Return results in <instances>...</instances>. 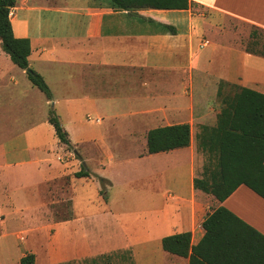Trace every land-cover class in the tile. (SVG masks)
Masks as SVG:
<instances>
[{
	"label": "crops",
	"instance_id": "0c3cea01",
	"mask_svg": "<svg viewBox=\"0 0 264 264\" xmlns=\"http://www.w3.org/2000/svg\"><path fill=\"white\" fill-rule=\"evenodd\" d=\"M12 11L14 35L30 40L29 68L52 100L0 41V264H20L28 253L35 264H190V256L165 251L163 239L190 233L197 246L203 221L219 206L264 236V198L252 189L241 185L221 203L194 188L214 163L198 136L216 126L218 85L264 95V56L235 46L225 27L239 21L264 32V0L129 11L107 0H16ZM49 106L78 158L60 160L66 145L49 123ZM182 124L191 127L189 147L147 153L150 130ZM120 145L141 147L130 186L121 178L123 160L108 150ZM93 150L102 155L96 172L88 166ZM82 165L90 178L75 177ZM36 176L43 185L59 183L61 197L20 204L13 186ZM13 220L20 230H12ZM11 235L22 242L16 258Z\"/></svg>",
	"mask_w": 264,
	"mask_h": 264
},
{
	"label": "trees",
	"instance_id": "16d2710c",
	"mask_svg": "<svg viewBox=\"0 0 264 264\" xmlns=\"http://www.w3.org/2000/svg\"><path fill=\"white\" fill-rule=\"evenodd\" d=\"M116 10L137 8L186 9L189 0H107ZM16 0H0V41L2 49L12 62L27 70L30 81L50 100L52 93L44 78L29 68L31 43L28 38L14 35L9 13ZM258 30L253 32L257 37ZM257 46V44H255ZM248 52L264 56L261 49ZM220 83L218 95L222 108L213 128H204L198 136L199 150L208 153L212 167L205 168L203 176L194 179V188L224 202L235 190L246 185L264 198V95L246 87L234 85L237 91L232 97L224 95ZM49 123L61 144L71 147L68 132L59 117L51 113ZM189 124L159 127L148 132L147 153L157 154L187 148L191 144ZM76 178H90L85 165L76 172ZM105 181L101 180L104 194ZM205 235L201 242L191 246V234L182 233L165 237V251L188 257L190 264H264V236L224 206L213 209L202 223ZM20 264H35V255L26 254Z\"/></svg>",
	"mask_w": 264,
	"mask_h": 264
},
{
	"label": "rangeland",
	"instance_id": "374dc122",
	"mask_svg": "<svg viewBox=\"0 0 264 264\" xmlns=\"http://www.w3.org/2000/svg\"><path fill=\"white\" fill-rule=\"evenodd\" d=\"M188 8V7H187ZM186 8V9H187ZM184 10V9H181ZM225 27L229 28L231 30V33L233 34L231 37L235 40V46L242 45L246 48L248 47L250 49H261L262 46H264V32L258 31L259 34L255 38L253 37V32L255 30L254 27L251 25H248L243 22L239 21H230ZM257 44V46L255 45ZM220 87V84L218 85V89ZM213 90V88H212ZM237 91V88L234 85L226 84L223 87V93L224 95H228L232 97L234 93ZM219 103H221V99L219 98ZM53 112L52 108L49 106V116ZM55 114V113H54ZM95 117H92V122H95ZM111 134V132H110ZM109 136V135H108ZM110 145H113L115 141L113 138L110 140ZM110 152H113L117 155L119 162H124V166L122 168V180L126 184V186H130V183H134L136 181V175L138 171V167H142L141 163H139L138 159L135 158V153L141 150L140 145H120V146H112L110 149H108ZM61 155V160H71L73 158H78L77 155L73 151V146L67 147L65 146L64 149L59 153ZM91 155V162L88 164L89 168L96 172L97 170V161L102 158L101 153H98V151L95 152L93 150V153ZM39 172V171H38ZM35 173L38 175L39 173ZM106 173L109 172H115L113 169L110 168L107 169V171H104ZM99 173V172H97ZM105 173V174H106ZM41 177H34L32 181H27L23 183V180L18 179L16 182V186L14 185V192L17 197V200H19L20 204H28V205H36L40 203V199L48 198L49 203L55 202L56 197H61V187H59V183L56 182H49L46 185H43V183L40 182ZM65 185V184H62ZM105 186V185H104ZM58 187V189H57ZM106 189V186H105ZM57 191V195H55V192ZM128 191V190H127ZM51 195V196H50ZM54 206L53 208H55ZM57 214V211L54 212ZM20 223L16 220L11 221V228L12 230H20ZM10 239L13 242L14 251L12 253L13 257L16 258L17 254L15 253L16 250L22 249V242L18 241L15 236L10 237ZM106 259V258H104ZM105 263V261L103 262Z\"/></svg>",
	"mask_w": 264,
	"mask_h": 264
},
{
	"label": "built area",
	"instance_id": "2783aa9c",
	"mask_svg": "<svg viewBox=\"0 0 264 264\" xmlns=\"http://www.w3.org/2000/svg\"><path fill=\"white\" fill-rule=\"evenodd\" d=\"M12 9H13V8H12ZM12 9H11V11H10V13H9V16H10V17L13 15V11H12ZM206 45H208V41H205V42L203 43V46H206ZM88 120H89V121H92V118H91V117H88ZM96 122H100V121L97 119ZM60 160H61V159H60Z\"/></svg>",
	"mask_w": 264,
	"mask_h": 264
}]
</instances>
